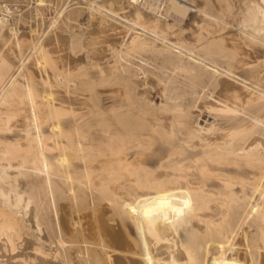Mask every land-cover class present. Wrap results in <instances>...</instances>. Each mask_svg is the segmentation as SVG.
<instances>
[{
    "label": "bare ground",
    "instance_id": "6f19581e",
    "mask_svg": "<svg viewBox=\"0 0 264 264\" xmlns=\"http://www.w3.org/2000/svg\"><path fill=\"white\" fill-rule=\"evenodd\" d=\"M84 2H0V264H264V0Z\"/></svg>",
    "mask_w": 264,
    "mask_h": 264
},
{
    "label": "rangeland",
    "instance_id": "374dc122",
    "mask_svg": "<svg viewBox=\"0 0 264 264\" xmlns=\"http://www.w3.org/2000/svg\"><path fill=\"white\" fill-rule=\"evenodd\" d=\"M0 2H1V5H2L3 8H4V4H5L8 8H10L12 10L11 12H12V15L14 16V17L12 16V18L14 20L17 19L15 22H17L19 20L17 25L19 26L21 31H23L24 29H29L30 26H32L33 28L39 29V33L36 34L35 40L38 38L39 34L41 35L43 32L48 31V28L50 29L49 26L51 24L50 22L52 21L51 19H53V20L55 19L54 17H56L57 11H60L61 9H64V8H66L65 11H67V10L71 9L72 7L76 6L77 4L78 5H82V6L83 5L87 6V4H86V2H84V0H45L44 1L45 4L43 2V4H41V5L37 4L38 0L37 1L36 0H0ZM36 8L39 9V11ZM83 8H86V10L83 9ZM81 9H83V12H84V14L81 16V18H78V21L72 22L71 24L69 23L70 28H72V29H68V31L67 30H65V31L62 30L61 34L65 35V36H69V30H73L76 33H80V32L83 31V28L85 27L83 25H86V23H87V19H86L87 18V7L83 6ZM111 17H112L111 20L113 19L112 21L116 22V24H118V25H120L122 23L125 24V27H127V25H129L128 22H127L128 24H126V21L123 18L119 17V16L118 17L117 16H114V17L111 16ZM62 21H63L62 16H59L57 18V22L54 24V26L55 25L56 26L55 27L52 26V29L55 28V29H57L59 31H60V29L62 27L66 29V27H64L65 25H64V23ZM124 24L121 25V26H124ZM212 25L214 26L213 23H212ZM57 26H59V27L57 28ZM134 29L137 30L138 26H135ZM134 29L130 30L128 32V34L125 37V39H127L129 35H133L135 32H140L141 31L139 29L137 31H135ZM3 44H5L4 40H1L0 41V49L1 50H2V47H3V50H5L7 48L6 44H8V43L6 42V44H5L6 46H3ZM28 53H29L28 51H25L24 55H26ZM103 56L104 55L102 54V58H104V61H103V59H101V62H103V64H105V61H106L105 57L106 56H104V57ZM16 60H17L16 58H13V63L14 64H18L17 63L18 60L17 61ZM153 99L157 103H159V101H160V98L157 95H154ZM200 122L202 124L205 123L202 120ZM179 231H180L181 236L184 237V227L183 226L179 229Z\"/></svg>",
    "mask_w": 264,
    "mask_h": 264
}]
</instances>
